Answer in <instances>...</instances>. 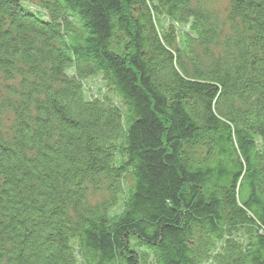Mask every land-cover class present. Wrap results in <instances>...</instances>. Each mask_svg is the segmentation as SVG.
Listing matches in <instances>:
<instances>
[{
	"label": "trees",
	"instance_id": "1",
	"mask_svg": "<svg viewBox=\"0 0 264 264\" xmlns=\"http://www.w3.org/2000/svg\"><path fill=\"white\" fill-rule=\"evenodd\" d=\"M219 2L0 0V264H264V0Z\"/></svg>",
	"mask_w": 264,
	"mask_h": 264
},
{
	"label": "rangeland",
	"instance_id": "2",
	"mask_svg": "<svg viewBox=\"0 0 264 264\" xmlns=\"http://www.w3.org/2000/svg\"><path fill=\"white\" fill-rule=\"evenodd\" d=\"M225 5L224 0H220L219 2V8H222ZM87 87H89V90L91 94L96 95V92L99 88L103 87L101 81L98 78H94L91 80H87ZM104 91V89H102Z\"/></svg>",
	"mask_w": 264,
	"mask_h": 264
}]
</instances>
